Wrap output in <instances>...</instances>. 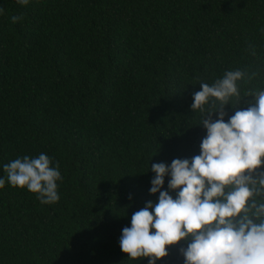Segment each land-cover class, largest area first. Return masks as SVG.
Listing matches in <instances>:
<instances>
[{
	"label": "trees",
	"instance_id": "1",
	"mask_svg": "<svg viewBox=\"0 0 264 264\" xmlns=\"http://www.w3.org/2000/svg\"><path fill=\"white\" fill-rule=\"evenodd\" d=\"M0 8V264H148L121 251L122 229L158 202L153 163L200 154L207 112L191 108L200 83L237 68L256 73L225 105L226 121L264 89V0H0ZM40 153L61 172L53 204L11 186L3 168ZM187 243L157 264H184Z\"/></svg>",
	"mask_w": 264,
	"mask_h": 264
},
{
	"label": "clouds",
	"instance_id": "2",
	"mask_svg": "<svg viewBox=\"0 0 264 264\" xmlns=\"http://www.w3.org/2000/svg\"><path fill=\"white\" fill-rule=\"evenodd\" d=\"M16 2L26 6L31 0ZM21 19L11 17L13 23ZM255 74L227 70L193 93L192 111L207 112L200 124L207 132L200 154L151 165L155 175L149 192L159 193L158 202H146L122 229L119 243L128 259L157 264L169 247L188 241L180 249L184 264H264V171H257L264 166V89L251 92L254 103L235 110L227 121L224 112L239 97L240 82ZM3 168L11 186L37 194L42 204L60 199L59 165L53 166L47 154L17 157ZM165 177H170L168 190H162ZM5 183L0 176V189Z\"/></svg>",
	"mask_w": 264,
	"mask_h": 264
}]
</instances>
